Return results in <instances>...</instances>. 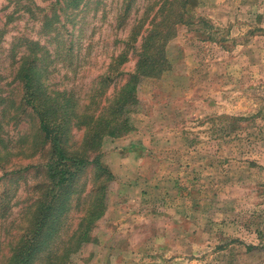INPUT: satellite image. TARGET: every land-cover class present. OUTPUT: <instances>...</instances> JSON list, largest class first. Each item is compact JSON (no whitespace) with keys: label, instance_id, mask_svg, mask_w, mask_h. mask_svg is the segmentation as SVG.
<instances>
[{"label":"rangeland","instance_id":"374dc122","mask_svg":"<svg viewBox=\"0 0 264 264\" xmlns=\"http://www.w3.org/2000/svg\"><path fill=\"white\" fill-rule=\"evenodd\" d=\"M25 68L66 153L96 159L64 189ZM130 87L129 131L89 150L87 116ZM53 199L28 264H264V0H0V264Z\"/></svg>","mask_w":264,"mask_h":264},{"label":"trees","instance_id":"16d2710c","mask_svg":"<svg viewBox=\"0 0 264 264\" xmlns=\"http://www.w3.org/2000/svg\"><path fill=\"white\" fill-rule=\"evenodd\" d=\"M138 55L140 56L142 54L139 53ZM155 56L156 53H153V55L147 58L143 55V58L137 64L136 72L143 73L145 75H154V72H158L159 68L157 66V62L155 61ZM31 80L32 78L30 70L25 68L21 75L23 94L22 105L24 107H28L31 113H33L38 119V131L41 144L48 145L50 159L45 165L47 179L53 187L56 186L58 189H64L65 186L73 179L77 171L89 163L96 164V159L90 160V162H88L83 156H80L79 154L66 153L62 146V120H59L61 123L60 125L55 123L56 117L54 114L51 116L45 115L44 106L40 107L39 99L32 88ZM131 89L132 87L125 91L120 98H117L114 103L112 102L111 106L106 111V114L97 117V120L87 116L89 121H93V124L98 125V128L92 130V136L88 144L89 150L96 149L99 146L100 140L103 136L117 138L129 131L126 118H121L118 123H115V121L116 118L120 116L118 111L123 106L135 103V100L131 94ZM55 105H57L56 102ZM54 199L49 205H43V201L39 202L37 217L34 224L35 230L33 231L31 241H26L24 244L19 246L17 249L16 258L12 264L29 263L32 254L35 252L33 243L34 240L39 236L40 230L45 226L47 219H49L50 216L53 217L55 213Z\"/></svg>","mask_w":264,"mask_h":264}]
</instances>
